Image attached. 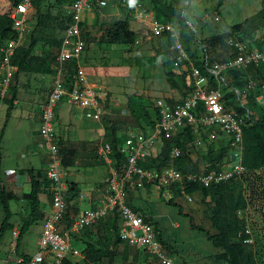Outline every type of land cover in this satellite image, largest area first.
I'll use <instances>...</instances> for the list:
<instances>
[{"label":"rangeland","instance_id":"1","mask_svg":"<svg viewBox=\"0 0 264 264\" xmlns=\"http://www.w3.org/2000/svg\"><path fill=\"white\" fill-rule=\"evenodd\" d=\"M9 1L13 2V0H0V10L7 8ZM100 1L94 0L92 7L97 9L92 8V13L84 17L83 37L86 39V35H89L90 39L86 40L87 46L82 52L79 65L84 69L89 85L102 98V106L105 112L103 115L101 113L99 121L92 120L87 118L84 113L81 114L76 111L77 114H75L74 110L76 108L71 106L67 99H64L60 103L56 114V132L65 147L62 153L63 158L66 159L64 161L66 163L62 164L65 182L68 185L77 181L83 190H85V187L87 188L86 191L81 190L86 199H79L81 192H79L77 198L68 199L67 212L72 211L71 208L75 207L77 202L85 204V207L90 209L98 205L107 194L106 180L109 177L110 165L100 159L98 150L103 143H107V132L111 128H115L120 136H125L131 130H140L130 117V99L134 96H141L145 98L146 104L150 102L154 106L156 100L167 99L170 96L164 91L169 88V84L162 67L160 65L141 66L139 64L142 60H149L153 56L163 54L162 50L165 47V37L167 35L160 39L155 38L151 41H145V37L141 34L148 27L147 24L136 22L137 20L131 15L129 18L124 19L129 20L131 29L138 34V38L142 43L133 47L109 45L105 41L106 30L115 21L123 19L124 10L116 0H108L107 6L100 8ZM137 1L143 5L145 12L150 14L152 18L171 25L180 37V32L186 34L182 39L185 42L184 48L188 56L194 53L193 59L199 63H202L205 57H208L211 65L220 64L232 55V50L227 46V43L225 45L223 42L225 40L228 42L230 39V26L250 18L262 8V0H224L221 7L218 5L220 0ZM71 4L69 1L57 3L55 0H50L43 5L42 12L52 16H64L65 13L69 12ZM170 10L182 12L179 19L176 14L172 15L176 21L175 24L159 18L165 12L170 14ZM35 16L36 13L34 12L30 18L31 23L30 21L28 23L23 43L25 45L30 44V36L36 22ZM89 26H92V28ZM90 30H93L94 33L91 34ZM61 34L55 29H38L35 32V38L38 41L34 50L35 59L44 60L46 53L41 48L42 44L50 36H61ZM262 35L263 31L258 32L257 40ZM186 37L191 40L187 41ZM210 43H212V46ZM245 43L246 45H252L248 41H245ZM56 51L57 48H52L49 51L48 60L51 62L52 67L55 63ZM31 65L34 68L41 67L36 62ZM168 68L170 70L174 69L173 61ZM53 76V73L20 74L18 81L19 95L15 102L13 115L8 122L5 117V107L7 108V106L0 107V138L3 129H5L4 137L2 141L0 140V169L2 174L5 171L8 176L9 171H11L10 175L14 171V175L10 177L9 182L6 181L7 177L5 175H3V178L4 183L7 182L5 186L8 192L13 193L16 197L11 201L15 212L12 219L15 229L6 235L0 246V264H15L13 260L18 257L14 248L16 242L14 232H20L24 221L28 219L31 212V202L27 193L29 190L24 185L30 181L28 171L31 169L36 170V177L41 181L44 177H47L48 160L45 156L43 157L46 152L39 148L41 138L38 133V120L41 107L46 102L52 89ZM11 80L13 81V76ZM181 92L180 97L185 93V88H182ZM76 115H78V124L72 122L71 125L70 121ZM202 131L200 130V132ZM195 141L199 143L195 144ZM206 144H209L206 139L199 136L195 137L194 141L186 148L189 147V150L194 149L195 153L192 151L193 157L198 151L205 156L208 148ZM35 151L38 156L32 158L31 161V156H34ZM160 153L161 143L156 148V154L159 156ZM218 153L219 151H214L215 156ZM230 156L231 152L228 150L219 166L215 164V168H212L208 161H202L199 164L198 172L206 173L218 169L231 161ZM237 181L243 182V194L247 201V207L243 210L242 215H239L238 212L236 215L249 227L253 240V243L249 246L257 253L258 263L264 264V170L248 172L243 175L241 180ZM43 183L44 180L41 187L45 188ZM144 187L145 189L152 188L148 191L142 188L136 190L141 195L142 193L145 194V199L141 196V200L144 199L142 202L143 208L158 223L162 239L165 241L169 253L173 255L177 262L181 264H227L223 252L214 248L208 240V234H217L210 220V212L214 207V201L211 197L205 198L201 191H197L192 195L176 196L173 194L172 188H159L155 185H145ZM158 189L161 196L158 195ZM47 192V196L42 195L43 198L46 196V204L41 208L45 217L49 216L53 209L50 191ZM98 193L100 195H97ZM130 193L132 199L134 191ZM189 198H192L193 201L189 202ZM169 200H173L176 205L170 204ZM1 211L0 206L2 215ZM107 221L103 219L86 229H94V232L106 231ZM42 225V220H39L23 238L22 249L24 253L31 255L39 249ZM64 225H67L66 221L63 222ZM107 234L110 235V233ZM74 239L80 241L79 238L75 237ZM103 241H105L103 244L104 248H107V254L112 252L115 256L119 255L116 261L117 264H159L154 258L145 255L136 247ZM77 247L82 250L83 245L78 244ZM107 254L104 256L105 261ZM74 259L84 264L79 258ZM7 261L8 263H5Z\"/></svg>","mask_w":264,"mask_h":264},{"label":"built area","instance_id":"2","mask_svg":"<svg viewBox=\"0 0 264 264\" xmlns=\"http://www.w3.org/2000/svg\"><path fill=\"white\" fill-rule=\"evenodd\" d=\"M116 1L127 15H133L138 22L148 25L147 35L152 38L169 36L171 40L169 50L172 53L171 60L174 68L182 69L184 66L182 64L188 57L179 33L171 25L152 18L137 0ZM93 2L94 0H75L71 4L68 12L71 22L63 33L61 46L56 51L52 89L41 107L39 134L42 142L39 147L46 152L48 159L47 178L50 181L48 189L53 209L43 222L39 249L28 264H62L68 258L85 260L83 251L73 244V235L109 218L115 212L118 214L119 236L128 246L136 247L145 255L154 258L159 264H181L162 243L149 217L136 211L127 203V194L139 188L144 189L145 185H155L165 189L178 186L185 195L189 184L208 188L241 180L243 175L250 172L243 165V137L244 128L247 126L246 120L234 108L232 104L234 98L231 99L228 95H235L237 103L239 102L246 109L241 98L247 93L255 92L257 106L264 111V83L258 82L254 76L249 74L244 88L237 86L227 88L222 74L227 71L260 67L264 64V51L252 49L243 42L229 39L228 45L234 56L220 64L213 65H210L208 57H205L203 62L207 75L195 65L187 66L185 71L188 83L192 86L191 92L174 104L166 99L156 100L155 107L158 109L159 119L155 126L146 131L127 132L120 149L126 157L121 171H117L114 167L112 146L109 143H103L99 147L100 159L110 165L109 177L106 180L107 194L95 208L84 210L70 226H63L69 192L62 173L63 146L55 128L57 109L60 103L67 99L71 106L83 111L89 119L99 121L101 113L103 115L105 112L102 98L89 85L85 71L79 65L82 52L87 45L82 36V24L85 14L92 10ZM107 4L108 0L99 2L100 8H105ZM7 5H14V3L9 1ZM32 10V0H20L11 11L13 30L17 37L8 39L0 46V97L2 99L7 94L15 72L12 58L16 50L24 43ZM139 44L140 41L136 40L135 45ZM73 61L77 62L78 67L75 72L74 86L68 90L64 83V76L67 66ZM247 114L249 118L248 109ZM186 128H190L195 133L205 130L212 139L216 136L215 128H221L229 137L227 147L231 152V161L206 173H183L176 166V160L182 155V149L176 146L170 154L167 165L160 168H149L142 165L143 162L150 164V158L158 157L156 148L163 139H172ZM198 143L195 141V144ZM80 198H85V195H80ZM188 201L192 202L193 199L189 198ZM242 213L243 210L238 211L239 215ZM14 234L15 248L19 233L14 232ZM245 234L244 243L252 244L251 231L247 225ZM240 237H243L242 232ZM13 261L19 264L22 259L18 256Z\"/></svg>","mask_w":264,"mask_h":264},{"label":"trees","instance_id":"3","mask_svg":"<svg viewBox=\"0 0 264 264\" xmlns=\"http://www.w3.org/2000/svg\"><path fill=\"white\" fill-rule=\"evenodd\" d=\"M20 0H13L14 5H9L7 8H2L0 10V46L7 41L8 39L17 37L16 32L13 30V21L11 19V11L14 6ZM50 0H32L33 13H36L35 16V26L34 30L30 36V44H23L20 46L12 58V66L14 67L13 81H10L8 86L7 94L2 99L0 97V107L2 105L7 106L6 110V121L12 117L13 112L15 110V102L18 99L19 95V76L22 73H37V74H54L53 67L51 66V62L48 60L50 54L49 51L52 48H59L62 43L63 33L65 29L71 22V19L68 15V12L64 14V16L57 15L52 16L49 14H44L42 12L43 5ZM57 3H61L63 1H69L73 3L75 0H55ZM155 1V0H152ZM224 3V0H220L218 5L221 7ZM175 12V13H174ZM176 14L178 19L182 16V12H176V10H170V14L164 13V15L159 16V18L163 21H167L171 24H175L176 21L173 19V16ZM33 18V17H32ZM31 23V21H30ZM83 28L84 21L82 24V36H83ZM40 30H49L55 29L58 33H62L61 36L54 35L50 36L48 40L42 44L41 48L43 52L46 53V58L44 60L35 59L34 50L37 47V39L35 38V32ZM263 31V35L261 38L257 40V33ZM181 40L184 44L183 36H186L185 33L180 32ZM230 39L237 40L239 42L245 43V41L250 42L252 45L250 46L252 49H258L260 51H264V0H262V8L250 18H246L240 23L234 24L230 26ZM84 38V37H83ZM85 39V38H84ZM90 36L86 35L85 41L89 40ZM187 41L191 40L190 38H185ZM137 40V34L130 27L129 20H118L115 21L112 26H110L105 33V41L109 45H118V46H135ZM227 46L228 42L223 41ZM165 57L160 61L159 56L151 57L149 60H142L139 64L142 65H161L165 74L167 76V81L172 88H175L178 84L175 82V74L168 68L170 63H172V53L169 50L171 40L169 36H166L165 42ZM246 44V43H245ZM212 46V43H210ZM231 49V48H230ZM232 50V49H231ZM206 51V50H205ZM194 53L191 54V57L194 58ZM234 54L232 52L231 57ZM230 57V58H231ZM56 60V57H55ZM1 61V58H0ZM39 63L41 67L34 68L32 63ZM187 62L186 60L184 61ZM1 63V62H0ZM209 64L211 65L210 61ZM195 66L198 67L203 74L207 75L205 70L204 62L199 63L195 61ZM78 67L77 62H70L67 66V72L64 76V83L68 90H71L75 83V72ZM264 64L260 67H250L247 70H233L224 72L223 78L227 88L237 86L240 88H244L246 81L248 79V75L251 74L254 78L260 82L264 83ZM185 80V79H184ZM213 82V79L211 80ZM226 89V88H225ZM192 87L188 88L190 92ZM186 92V95L189 92ZM229 98H234L232 104L234 108H236L241 115L244 116L246 120L247 126L244 128V155H243V165L250 172L264 170V111L257 106L256 102V93L250 92L245 94L241 101L245 105L246 109H244L239 102L237 103V98L233 94L228 95ZM167 100V99H166ZM170 103L171 100H169ZM129 109H130V117L133 123H135L140 130L146 131L147 129H151L155 126L159 119L158 109L153 106L152 103H145L144 97L134 96L129 101ZM247 109L249 111V118L247 114ZM5 128V127H4ZM5 129H3L0 140L2 141L4 137ZM195 139V135L190 128L184 129L183 132L177 134V136L172 139H163L161 142V153L157 158H150V164L143 162L142 165L145 167H156L160 168L162 166L167 165L168 160L170 158V154L174 147H180L182 149V155L178 157L176 160V166L183 173L187 172H198L199 164L202 161H208L211 164L212 168H215V164L219 166L221 161L223 160L225 154L228 152L229 148H223L216 156L214 155L215 146L213 144H206L207 154L202 155L201 152H196V157L192 158V151L195 153L194 149L189 150L186 148L190 143H192ZM125 141L124 136H120L115 128H111L110 131L107 132L106 142L112 146L113 149V159H114V167L117 171H121L123 165L126 162V157L120 151ZM185 142V144H184ZM61 144L63 146L62 140ZM64 146L62 148V153L64 150ZM214 155V156H213ZM66 159L63 158L62 164ZM211 168V169H212ZM30 176V192L28 194V199L31 202V212L28 216V219L24 221L20 232L19 237L17 239V244L15 247L17 255L22 259V262L19 264H28L31 257L27 254H24L21 251L22 240L25 235L31 230V228L42 220V213L40 210V201H39V192L40 187L42 186V181L44 180L43 187L47 188L50 185V181L47 177L41 181L39 180L34 172L31 170L29 172ZM4 178L2 174V170L0 169V206L3 212V221L0 226V246L6 237V235L15 229V225L12 222L14 217V213L12 211L10 202L15 199V195L11 192H8L6 189ZM173 194L176 196H181L182 191L178 186L172 187ZM47 191V190H46ZM201 191L205 198L211 197L214 201V207L210 212V220L214 229H216L217 234L210 235L208 234V240L212 244V246L216 249H219L223 252V257L226 260L227 264H259L257 261V253L252 250L249 246L250 244H245L244 239L246 238L245 234V222L240 220L236 213L239 210H245L247 207V201L244 196L243 191V182L241 181H231L229 183H223L217 186L212 187H202L196 184H189L187 186L185 193L188 195H192L193 193ZM68 192L70 200L77 198L79 194L78 186L75 183L68 184ZM48 193V192H47ZM129 196V197H128ZM131 193L127 194V203L130 204L136 211L142 212L140 209L135 207L132 204ZM52 201V199H51ZM169 203L172 205H176L173 200H169ZM74 209V210H73ZM72 211H68L65 215V220L67 226H70L71 223L75 220L78 210L75 207L71 208ZM147 215L146 213L142 212ZM182 213V210H181ZM148 216V215H147ZM149 217V221L155 226L157 232L159 233V238L164 245H166L165 241L162 239V233L158 229L157 223L151 216ZM106 222V232L110 233V235L106 238V241H111L116 245L125 244L124 241L119 236L118 232V214L113 213ZM102 221V220H101ZM100 222V221H99ZM98 222V223H99ZM157 225V226H156ZM243 233V237H240V233ZM103 240L96 241L94 243L86 242V248L83 250L85 255V260L89 259L94 262V264H114L115 254L109 253L107 254L101 249L97 248V243H101L103 245ZM169 248V246H168ZM107 254L106 261L104 260V256ZM109 256V258H108ZM85 262V261H84ZM62 264H81L80 262H73L71 259H65Z\"/></svg>","mask_w":264,"mask_h":264},{"label":"crops","instance_id":"4","mask_svg":"<svg viewBox=\"0 0 264 264\" xmlns=\"http://www.w3.org/2000/svg\"><path fill=\"white\" fill-rule=\"evenodd\" d=\"M93 8V7H92ZM93 9H97L96 7H94ZM124 10V9H123ZM90 13H92V10L90 11V12H87L86 14H85V17L88 15V14H90ZM123 15V19H119V20H125L124 18H129V16H131V15H127L126 14V12L124 11V14H122ZM118 21V20H117ZM136 22H138V21H136ZM89 25H90V22H89ZM148 26V25H147ZM89 27H91L92 28V26H89ZM148 31V27L144 30V32L141 34V36H143V37H145V41H151L152 39H155V38H152L150 35H147L146 34V32ZM91 34H93L94 33V31L93 30H90L89 31ZM160 39V38H159ZM137 40L138 41H140V44L142 43V41L138 38V34H137ZM165 42H166V37H165ZM89 45V44H88ZM87 46V45H86ZM86 48V47H85ZM162 53L163 54H161V55H157V56H159V58H160V61L165 57V47H163V50H162ZM154 57V56H153ZM187 62L185 63L184 62V64H182V65H184L183 67H182V69H171V71L175 74V78H174V80H175V82H177V86L175 87V88H172L170 85H169V88L167 89V90H164V91H166V93L167 94H170V96H169V98H167V101L169 102V100H171V104H174L175 102H177V101H179V100H181V99H183L184 97H186L187 95H186V89H188V88H190V84L188 83V80H187V72L185 71V68H187V66H192V65H195V60L191 57V54H190V56H188L187 55ZM161 66V65H160ZM163 69V68H162ZM166 75V74H165ZM166 78H167V76H166ZM185 79V80H184ZM168 82V81H167ZM169 84V83H168ZM192 87V86H191ZM182 88H185V93H183V96L182 97H180V93L182 94V92H181V89ZM169 99V100H168ZM170 103V102H169ZM2 107H4L3 105H2ZM5 109L7 110V108L5 107ZM57 111H58V109H57ZM75 111V114H77V112L78 113H83V111H81V110H79V109H75L74 110ZM77 111V112H76ZM5 117H6V115H5ZM58 117H59V112H58ZM73 120L72 121H70V123H71V125H72V122H75V124L77 125L78 123V115H76L75 117H73L72 118ZM38 122H39V126H40V118H39V120H38ZM74 124V125H75ZM80 126V125H79ZM78 127V126H77ZM79 128H81V127H79ZM203 132V133H202ZM202 132H198V133H195V132H193L194 133V135H195V137H199V136H201L202 137V139H206V141L209 143V144H213L214 146H215V151H221L223 148H225V147H227L228 146V144H227V142L229 141V137H228V135L221 129V128H215V132H216V136H215V138L214 139H212V138H210L209 137V134H208V132L207 131H205V130H203ZM38 133H39V128H38ZM200 134V135H199ZM123 136V135H122ZM121 136V137H122ZM125 136H126V134H125ZM124 136V137H125ZM40 138H41V136H40ZM42 142V139H41V141L39 142V144ZM40 148V147H39ZM228 148V147H227ZM41 149V148H40ZM36 151H38V150H36ZM34 152V156L32 155L31 156V161H32V158L34 159L36 156H38L37 154H35V153H37V152ZM42 153V152H41ZM227 154V153H226ZM45 156V158H47V156L45 155V154H43V157ZM191 157L192 158H195L196 157V155H194V157H193V155L191 154ZM48 160V159H47ZM33 172H34V174H35V176H36V170H34V169H31ZM31 170H29L28 171V175H29V172L31 171ZM10 173H11V171H9V176H8V173H6L5 171H4V174L3 175H5V177H7V182H9V179H10V177L11 176H13L14 175V171H13V173L10 175ZM30 177V176H29ZM6 182V183H7ZM5 183V184H6ZM77 186H78V190H79V192H81V190H83L82 189V187H81V185L77 182V181H75L74 182ZM24 185H26L25 186V188L27 189V190H29L27 193L29 194V192H30V181H28V182H26ZM42 188V187H41ZM40 188V189H41ZM152 187H149V188H144L145 190H149V189H151ZM43 189H45V190H47L48 189V187L47 188H42L41 190H40V192H39V201H40V210H41V208H42V206H44L45 204H46V196L48 195V193H47V191H49V189L47 190V191H43ZM87 190V188L85 187V190H83V191H86ZM167 193V192H166ZM166 193H164V194H166ZM194 194V193H193ZM42 195H46L45 196V198H43L42 197ZM80 195H84L82 192L80 193ZM97 195H100V193H98ZM133 195V198H132V204L135 206V207H137L138 209H140L142 212H144V213H146L148 216H151L148 212H146L145 211V209L143 208V205H142V202L144 201V199L146 198L145 197V194H143L142 193V195H141V193H139L138 191H134V193L132 194ZM158 195H160L161 196V192H160V190L158 189ZM141 196L142 197H144V199H142L141 200ZM98 197V196H97ZM79 199H81L80 197H79ZM84 199H86V196H85V198H83V199H81V200H84ZM10 205H11V202H10ZM97 206V205H96ZM96 206H93L92 208H95ZM76 209L78 210V213H77V215H76V217L78 216V215H80L84 210H86L87 209V207H85V204H83V203H81V202H77V204H76ZM11 208H12V205H11ZM12 211H13V213H14V216H15V212H14V210H13V208H12ZM2 212V211H1ZM41 213H42V211H41ZM30 215V214H29ZM42 215V222H44V220L46 219V217L43 215V213L41 214ZM44 216V217H43ZM3 217H4V215H3V212H2V215H1V213H0V226H1V224H2V221H3ZM152 217V216H151ZM153 218V217H152ZM156 222V221H155ZM157 223V222H156ZM157 225H158V223H157ZM159 227V226H158ZM42 228V227H41ZM41 236V235H40ZM79 238L80 239V241H75V239L74 238ZM108 237V234H107V232L106 231H103V232H99V231H95L94 232V229H86L85 231H82L81 233H79V234H76V235H73V238H72V240H73V244H74V246L78 249V247H77V245L78 244H82L83 245V248H82V251L86 248V242H88V243H94V242H96V241H101V240H106V238ZM40 238V237H39ZM119 245H121V244H119ZM130 247V246H129ZM97 248L98 249H101V250H103L104 252H106V248H104L103 247V245H101V243H97ZM21 251L23 252V249H22V244H21ZM24 253V252H23ZM24 254H26V253H24ZM35 254V253H34ZM34 254H27L28 256H30V257H32ZM118 257H119V255H116L115 256V259H114V264H117V259H118ZM71 260L73 261V262H78V261H76L74 258H71ZM81 261H85L84 262V264H94V262L92 261V260H89V259H86V260H82V259H80ZM6 263V262H5Z\"/></svg>","mask_w":264,"mask_h":264}]
</instances>
